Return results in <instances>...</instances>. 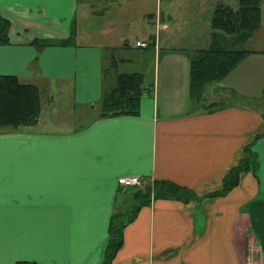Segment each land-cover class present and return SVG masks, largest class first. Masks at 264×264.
Instances as JSON below:
<instances>
[{
	"label": "crops",
	"instance_id": "crops-1",
	"mask_svg": "<svg viewBox=\"0 0 264 264\" xmlns=\"http://www.w3.org/2000/svg\"><path fill=\"white\" fill-rule=\"evenodd\" d=\"M166 1L0 0V74L35 84L40 102L35 123L0 128V264H100L110 226L106 264H264V0L243 56L199 96L191 58L237 45L201 17L237 0H181L184 15ZM121 72L141 75L137 111L99 114Z\"/></svg>",
	"mask_w": 264,
	"mask_h": 264
},
{
	"label": "trees",
	"instance_id": "trees-1",
	"mask_svg": "<svg viewBox=\"0 0 264 264\" xmlns=\"http://www.w3.org/2000/svg\"><path fill=\"white\" fill-rule=\"evenodd\" d=\"M258 0H237V7L216 5L210 17V25L214 28L228 32L231 40L236 42L235 47H220L209 45L198 49L189 64V90L191 95L199 96L200 85L204 81L213 80L223 76L243 56L245 49L242 44L250 32L259 22ZM8 20L0 16V42H5ZM40 47L49 42L64 44L70 42L69 38H55L53 40H31ZM143 42V41H142ZM144 87L141 85V75L136 72H121L115 76V83L100 97V113H133L137 111L138 99ZM147 90V87H146ZM264 96V83L262 88ZM40 112L39 88L29 82H20L12 74H0V128L18 127L33 124L37 121ZM264 119V110L261 112ZM243 155L238 163L230 169L233 176L243 169L251 159L250 150L244 146ZM231 180V179H230ZM162 185L173 191L175 188L170 182L163 181ZM109 228V237L105 246L104 259L100 264H106L108 255L113 251L116 243V229ZM115 228V227H114Z\"/></svg>",
	"mask_w": 264,
	"mask_h": 264
},
{
	"label": "rangeland",
	"instance_id": "rangeland-1",
	"mask_svg": "<svg viewBox=\"0 0 264 264\" xmlns=\"http://www.w3.org/2000/svg\"><path fill=\"white\" fill-rule=\"evenodd\" d=\"M181 0H179L178 1V4H177V10H178V12L179 13H181L182 15H184V14H187V13H189V12H183L184 11V4L183 3H181L180 2ZM166 3H167V1L166 0H145V2H144V5H145V8L147 9V10H154L155 9V7H156V9H158V8H160L162 11L165 9V5H166ZM155 4H157V5H155ZM211 9L210 8H208V9H206V11H204L203 12V15H202V19H204V20H209V18H210V16H211ZM199 18V17H198ZM198 18H195L194 20H195V22H197V19ZM192 21H193V19H192ZM210 23V22H209ZM192 28H193V26H191ZM212 27V26H211ZM214 28V27H213ZM133 29H135V27H133ZM186 29H188L189 30V27H187ZM214 29H217V28H214ZM217 30H220V29H217ZM221 32H224V31H222V30H220ZM135 31L133 30L132 32H131V36L134 38V36H135ZM224 33H226V34H228L229 36H230V33H228V32H224ZM124 53L127 55V56H129V57H131L132 56V54H131V52H129V51H127V50H125L124 51ZM134 63H136V64H140V63H138V62H134ZM130 67H134V66H136L135 64H130L129 65ZM144 68V70H148V68L147 67H143ZM263 87V86H262ZM264 97V96H263ZM57 105H59L62 109H65V110H69V104L68 103H65V102H63L60 98L58 99V102H57ZM71 105V104H70ZM45 106V104L44 103H42V108ZM76 107V106H75ZM75 107H74V109H75ZM83 107V106H82ZM79 110H81V114L80 113H78V114H76V118L79 120V118L80 117H82V116H84V114H82L83 113V111L86 113L87 112V108L85 109L84 107L83 108H80ZM264 110V109H263ZM262 110V111H263ZM41 115L43 116V117H45V118H54L55 116H56V113L54 112V111H52V113L51 112H49L48 110H46L45 108L44 109H42L41 110ZM71 124H75V123H73V122H71Z\"/></svg>",
	"mask_w": 264,
	"mask_h": 264
},
{
	"label": "built area",
	"instance_id": "built-area-1",
	"mask_svg": "<svg viewBox=\"0 0 264 264\" xmlns=\"http://www.w3.org/2000/svg\"><path fill=\"white\" fill-rule=\"evenodd\" d=\"M136 44L139 45H144L143 42L141 41H135ZM117 183L122 185V186H130V185H136L139 186L141 185V177L135 174H127V175H119L116 179ZM30 264V263H29Z\"/></svg>",
	"mask_w": 264,
	"mask_h": 264
},
{
	"label": "bare ground",
	"instance_id": "bare-ground-1",
	"mask_svg": "<svg viewBox=\"0 0 264 264\" xmlns=\"http://www.w3.org/2000/svg\"><path fill=\"white\" fill-rule=\"evenodd\" d=\"M137 41V40H136ZM138 41H140V40H138ZM142 42V41H141ZM144 43V42H143ZM136 44V43H135ZM136 45H139V44H136ZM140 46V45H139Z\"/></svg>",
	"mask_w": 264,
	"mask_h": 264
}]
</instances>
